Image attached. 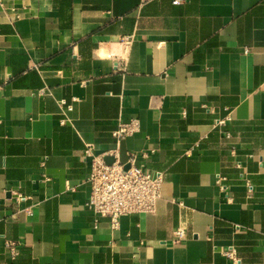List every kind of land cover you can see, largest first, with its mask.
I'll list each match as a JSON object with an SVG mask.
<instances>
[{"label":"crops","instance_id":"obj_1","mask_svg":"<svg viewBox=\"0 0 264 264\" xmlns=\"http://www.w3.org/2000/svg\"><path fill=\"white\" fill-rule=\"evenodd\" d=\"M121 147L163 184L112 230L87 178ZM230 248L264 264V0H0V264H231Z\"/></svg>","mask_w":264,"mask_h":264},{"label":"built area","instance_id":"obj_2","mask_svg":"<svg viewBox=\"0 0 264 264\" xmlns=\"http://www.w3.org/2000/svg\"><path fill=\"white\" fill-rule=\"evenodd\" d=\"M182 0H173V4H178ZM247 52V50H244ZM226 119H216L215 126H224ZM138 123L132 120L128 123L120 124L112 133L116 145L125 137L137 131ZM226 137H229L227 134ZM86 154L90 152L87 147ZM137 154H127L124 163L119 160V153L112 151L105 157H93L90 173L87 182L90 186V195L85 203L88 210L95 215L107 218L109 228L114 230L119 225L121 217L128 215L152 214L156 203L161 196L163 176L159 172L150 173L138 164ZM223 177H216V185L223 188L221 182ZM248 193L252 188L247 184ZM178 239L183 237V232L175 231ZM4 247L11 259L18 256L16 243L6 241ZM231 264H237L239 258L236 251L230 248L221 253Z\"/></svg>","mask_w":264,"mask_h":264},{"label":"water","instance_id":"obj_3","mask_svg":"<svg viewBox=\"0 0 264 264\" xmlns=\"http://www.w3.org/2000/svg\"><path fill=\"white\" fill-rule=\"evenodd\" d=\"M127 157L125 155V152L123 151V148L121 147L119 150V160L121 163H124L126 161Z\"/></svg>","mask_w":264,"mask_h":264}]
</instances>
